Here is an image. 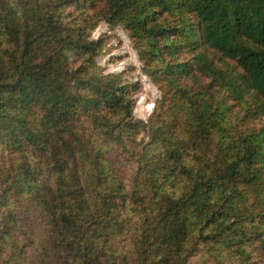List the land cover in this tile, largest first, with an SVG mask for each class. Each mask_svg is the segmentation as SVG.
<instances>
[{"label": "trees", "instance_id": "trees-1", "mask_svg": "<svg viewBox=\"0 0 264 264\" xmlns=\"http://www.w3.org/2000/svg\"><path fill=\"white\" fill-rule=\"evenodd\" d=\"M82 1L0 0V264H25L28 246L35 264H254L250 247L264 249V238L247 228L256 216L241 188L259 179L263 132L230 142V158L191 155L221 116L201 90L179 89L198 124L186 135L151 124V140L134 151L145 124L132 117L118 74L86 66L102 45L69 11ZM184 2L202 42L242 69L227 86L257 93L264 110V0ZM106 3L109 20L134 10L127 27L173 53L154 0ZM110 143L133 158L129 187L107 155Z\"/></svg>", "mask_w": 264, "mask_h": 264}, {"label": "rangeland", "instance_id": "rangeland-1", "mask_svg": "<svg viewBox=\"0 0 264 264\" xmlns=\"http://www.w3.org/2000/svg\"><path fill=\"white\" fill-rule=\"evenodd\" d=\"M184 1L154 0L155 5L151 9L157 12L156 27L162 22L161 25L168 29V43L173 47L171 55L161 51L163 42L155 49L151 46L154 42H149L148 37L138 36L133 29L127 27V18L133 15L134 10L127 12L124 19L109 20L107 0H83L79 7H70L69 11L73 16L79 15L81 20L89 21L86 31L89 39L101 41L102 47L100 53L93 58L94 64L90 65L86 61L84 65L88 64L86 66H90L89 69L98 75L118 74L120 86L125 87L132 100V117L145 124L136 138L134 151H140L151 140V124L155 127L166 126V130L180 132L182 135H186L187 131L190 133L198 123L188 102L182 99L179 89L190 92L191 95L201 90L212 109L217 110L216 117H221L215 121L214 127L208 125V134L202 135L204 139L198 138L193 146L195 150L190 154L202 151L211 159L224 156L230 158L234 152L229 146L230 142H234L236 146L242 142L241 139L258 131H262L264 135V110L260 108L263 100L253 91L239 95L227 86L228 75L240 81L242 69L234 60L202 42L197 19L186 9ZM175 70L178 77L173 76ZM216 70L221 73L218 74ZM37 115L38 112L28 116L31 131H36L40 126ZM79 119L85 126V116ZM32 125H35V130ZM105 148L118 174L129 187L136 168L133 158L111 143L105 145ZM254 170L260 173L257 183L241 189L243 202L256 216L255 225L248 223L247 228H255L254 236L262 239L264 159L255 164ZM38 220L37 216L31 214L28 220L31 234L34 230L37 233ZM250 249L254 264H264L262 244L256 241ZM25 262L35 264V250L31 246H28L25 253Z\"/></svg>", "mask_w": 264, "mask_h": 264}]
</instances>
